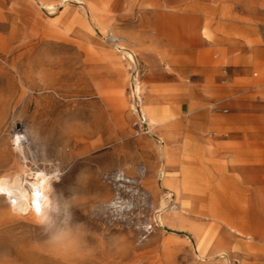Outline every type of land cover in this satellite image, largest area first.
I'll use <instances>...</instances> for the list:
<instances>
[{
    "label": "rangeland",
    "instance_id": "1",
    "mask_svg": "<svg viewBox=\"0 0 264 264\" xmlns=\"http://www.w3.org/2000/svg\"><path fill=\"white\" fill-rule=\"evenodd\" d=\"M216 3L0 0V178L51 175L29 212L0 191L12 264H66L35 223L60 193L99 237L67 264H264V58L219 41L264 31L214 26Z\"/></svg>",
    "mask_w": 264,
    "mask_h": 264
},
{
    "label": "clouds",
    "instance_id": "2",
    "mask_svg": "<svg viewBox=\"0 0 264 264\" xmlns=\"http://www.w3.org/2000/svg\"><path fill=\"white\" fill-rule=\"evenodd\" d=\"M74 200V195H55L35 221L45 236L43 243L66 264L90 256L95 248L92 240L99 239L85 221L76 218ZM0 264H12L8 254L0 253Z\"/></svg>",
    "mask_w": 264,
    "mask_h": 264
},
{
    "label": "crops",
    "instance_id": "3",
    "mask_svg": "<svg viewBox=\"0 0 264 264\" xmlns=\"http://www.w3.org/2000/svg\"><path fill=\"white\" fill-rule=\"evenodd\" d=\"M215 23L214 26L227 30L228 32H262L264 31V0H217L214 6ZM255 21H249L247 18ZM254 18V19H253ZM236 39V38H234ZM220 42L223 47L227 48L229 58L238 60L241 64L248 63V59L252 57L264 58V51H249L243 40H234L235 42ZM247 66H242L241 69H246ZM248 69V68H247ZM157 114L169 113L168 105H155ZM153 124H159L156 119H151ZM153 128V127H150ZM183 170H190V166L186 163L183 165ZM188 182L183 181V186L187 187ZM239 190V189H238ZM236 187H226L218 190L219 192H235ZM226 197V196H223Z\"/></svg>",
    "mask_w": 264,
    "mask_h": 264
},
{
    "label": "bare ground",
    "instance_id": "4",
    "mask_svg": "<svg viewBox=\"0 0 264 264\" xmlns=\"http://www.w3.org/2000/svg\"><path fill=\"white\" fill-rule=\"evenodd\" d=\"M142 113L145 115L143 111ZM145 117L148 121L146 115ZM50 176L44 170L25 169L21 174H17L14 177H1L0 191L3 190L7 193L13 207L22 212H29L32 207V201H38L47 196L51 183ZM28 178H32L29 186L26 184L29 181Z\"/></svg>",
    "mask_w": 264,
    "mask_h": 264
},
{
    "label": "built area",
    "instance_id": "5",
    "mask_svg": "<svg viewBox=\"0 0 264 264\" xmlns=\"http://www.w3.org/2000/svg\"><path fill=\"white\" fill-rule=\"evenodd\" d=\"M136 111H137L138 119L141 122V124L144 125V126H147V128H150V125H149L145 115L141 111L140 105H139V107L137 108Z\"/></svg>",
    "mask_w": 264,
    "mask_h": 264
},
{
    "label": "snow or ice",
    "instance_id": "6",
    "mask_svg": "<svg viewBox=\"0 0 264 264\" xmlns=\"http://www.w3.org/2000/svg\"><path fill=\"white\" fill-rule=\"evenodd\" d=\"M37 211H39V208H37Z\"/></svg>",
    "mask_w": 264,
    "mask_h": 264
}]
</instances>
